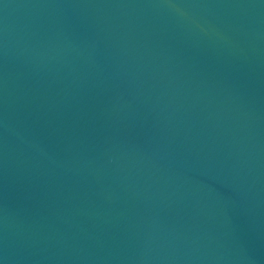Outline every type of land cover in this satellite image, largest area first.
<instances>
[{
  "label": "water",
  "instance_id": "water-1",
  "mask_svg": "<svg viewBox=\"0 0 264 264\" xmlns=\"http://www.w3.org/2000/svg\"><path fill=\"white\" fill-rule=\"evenodd\" d=\"M0 264H264V0H0Z\"/></svg>",
  "mask_w": 264,
  "mask_h": 264
}]
</instances>
